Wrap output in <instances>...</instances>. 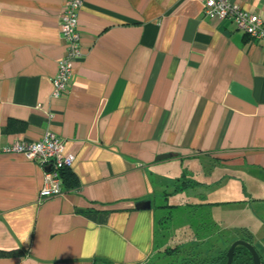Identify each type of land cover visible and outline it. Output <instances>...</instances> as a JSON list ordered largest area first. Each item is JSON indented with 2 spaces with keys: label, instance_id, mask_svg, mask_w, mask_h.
Segmentation results:
<instances>
[{
  "label": "crops",
  "instance_id": "obj_1",
  "mask_svg": "<svg viewBox=\"0 0 264 264\" xmlns=\"http://www.w3.org/2000/svg\"><path fill=\"white\" fill-rule=\"evenodd\" d=\"M229 1L264 19V0ZM64 4L0 0V252H23L0 264H146L162 205L198 218L164 251L213 258L248 235L264 259V42L199 0H84L55 98ZM47 131L80 185L41 199L45 169L6 149Z\"/></svg>",
  "mask_w": 264,
  "mask_h": 264
},
{
  "label": "built area",
  "instance_id": "obj_2",
  "mask_svg": "<svg viewBox=\"0 0 264 264\" xmlns=\"http://www.w3.org/2000/svg\"><path fill=\"white\" fill-rule=\"evenodd\" d=\"M204 5V15L230 20L238 30L249 38L264 42V19L244 10L229 0H199ZM84 0H65L62 14L61 36L67 44V52L58 64L53 79V96L62 97L68 92L74 76V65L82 58L79 12ZM8 153L24 155L28 160L38 162L44 169L41 199L62 196L66 189L62 172L71 169L74 155L66 153L65 143L55 133L47 131L43 138L33 142H17L6 149Z\"/></svg>",
  "mask_w": 264,
  "mask_h": 264
},
{
  "label": "rangeland",
  "instance_id": "obj_3",
  "mask_svg": "<svg viewBox=\"0 0 264 264\" xmlns=\"http://www.w3.org/2000/svg\"><path fill=\"white\" fill-rule=\"evenodd\" d=\"M181 168H184V171ZM186 168H187L186 165H184L183 167L180 166L178 168L170 170L169 174L171 176H177L178 177L180 172H182V175H179V177H180L181 181L184 182L185 181L184 179H186V178L190 179L189 177H187V172L185 170ZM181 202H189L191 204L193 201H192V198L189 197L185 193V194L179 195L177 197L170 198L168 203L176 205V204H180ZM162 214L164 215L163 230L160 229L159 225L157 226L156 248H155L156 251L154 252L151 259L146 264H180L181 260L184 259L185 257H187L188 255H192L193 257L194 256L198 257V255H196L195 253L192 254L191 253L192 251H189V250H184L175 259L167 257V256H165V254H163V250L165 247L164 245H166V243H167L166 241H169V239H166V237L170 238V236H174L177 233L179 235H181L183 238H184V236L186 237L187 230H188V227H190V224H193L191 227H194V226L197 227V224H198L197 219L198 218H196V217L191 218V217L187 216L183 211H178V210H173V211L167 210L165 212H162V213H160V218H161ZM233 219L235 220V218H233ZM185 231H186V234H185ZM236 233L234 231V234H236ZM229 234L230 233L227 234L228 237H229ZM233 237H235V235ZM254 246H255V244H254Z\"/></svg>",
  "mask_w": 264,
  "mask_h": 264
},
{
  "label": "trees",
  "instance_id": "obj_4",
  "mask_svg": "<svg viewBox=\"0 0 264 264\" xmlns=\"http://www.w3.org/2000/svg\"><path fill=\"white\" fill-rule=\"evenodd\" d=\"M62 177L64 179V185H65V189L66 190H75L79 188V180L77 178V176L71 171V169H66L62 172ZM164 208H168V209H175V206H166L164 207V205L159 206L158 209H162L164 211ZM164 224V216H162L158 221H157V226H160V229L163 230V225ZM192 230V227L190 226V229ZM157 231V228H156ZM241 233V232H239ZM191 234V233H190ZM245 241H247L248 243L254 245L253 242V238L251 236H244L242 235ZM235 242V241H234ZM233 242V243H234ZM229 244L230 247L233 244ZM187 245H189L188 243H182V244H177L174 245L173 247L167 248L165 251L163 250V254H165V256L170 257V258H177V256H179V254L182 251V248L186 247ZM230 247H227L226 250L224 252H222L221 254H219L216 257L213 258H199L196 256H192V255H186L187 257H185L184 259L181 260L180 264H227L228 262V251L230 249ZM23 255V252L21 251H12V252H0V257H12V256H21ZM233 264H254L253 263V258L251 253L248 251L247 248L243 247V246H239L236 249V253H235V258L233 261ZM264 264V262H263Z\"/></svg>",
  "mask_w": 264,
  "mask_h": 264
},
{
  "label": "water",
  "instance_id": "obj_5",
  "mask_svg": "<svg viewBox=\"0 0 264 264\" xmlns=\"http://www.w3.org/2000/svg\"><path fill=\"white\" fill-rule=\"evenodd\" d=\"M168 157V155H162L158 157V160H162L164 158ZM152 207V203L151 201H146V202H142L140 204H138L137 209H151ZM239 246H243L245 248L248 249V251L251 253L252 258H253V263L254 264H263L262 262V258L260 253L258 252V250L256 249V247L250 243H248L245 240H237L235 241L229 251H228V262L227 264H233L234 258H235V253H236V249Z\"/></svg>",
  "mask_w": 264,
  "mask_h": 264
},
{
  "label": "flooded vegetation",
  "instance_id": "obj_6",
  "mask_svg": "<svg viewBox=\"0 0 264 264\" xmlns=\"http://www.w3.org/2000/svg\"><path fill=\"white\" fill-rule=\"evenodd\" d=\"M259 252V251H258ZM260 253V252H259ZM261 255V254H260ZM261 258H262V255H261ZM262 262H264V259L262 258Z\"/></svg>",
  "mask_w": 264,
  "mask_h": 264
}]
</instances>
